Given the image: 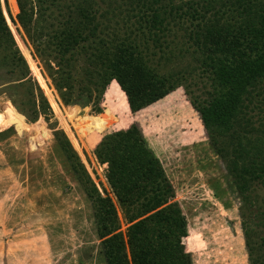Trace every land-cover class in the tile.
I'll list each match as a JSON object with an SVG mask.
<instances>
[{"label":"rangeland","instance_id":"1","mask_svg":"<svg viewBox=\"0 0 264 264\" xmlns=\"http://www.w3.org/2000/svg\"><path fill=\"white\" fill-rule=\"evenodd\" d=\"M162 1V12L173 11L167 19L175 38L156 44L137 32L133 15L140 10L126 0H26L31 38L17 0H0L15 45L0 49V264H106L92 205L73 167L80 163L99 195L111 199L118 233L126 236L130 224L96 149L132 125L173 189L192 264H264V81L245 96L234 122L238 133L209 134L192 100H212L214 89L195 48L185 50L191 37L180 24L184 14L176 13L193 0ZM86 16H96L98 28L84 43L74 31ZM62 35L69 46L64 55L51 39ZM138 61L152 79L181 73L183 86L138 113L129 106L122 112L120 100L102 98L106 69ZM85 117H109L112 124L101 135L85 134L78 127ZM93 138L100 140L96 146ZM61 145L70 146L78 163H69Z\"/></svg>","mask_w":264,"mask_h":264},{"label":"trees","instance_id":"2","mask_svg":"<svg viewBox=\"0 0 264 264\" xmlns=\"http://www.w3.org/2000/svg\"><path fill=\"white\" fill-rule=\"evenodd\" d=\"M126 1L140 10L133 18L139 25L137 32L140 31L142 36L154 39L156 44L161 39L175 38L172 36L173 25L168 22L171 17L167 19L173 11L162 12V0ZM17 3L22 17L21 27L31 38L32 14L27 11L26 0H17ZM186 7V11L179 8L176 13L184 14L180 24L186 26L192 47L180 46L179 50L190 52L195 48L193 52L201 58L203 74L211 78L214 89L212 100L194 98L192 106L209 134L225 136L231 133L233 136L239 132L234 130V122L245 108V96L264 81V0H193ZM80 12L84 15L87 10L83 8ZM101 17H104L102 13ZM94 19L96 16L84 17L74 31L75 38L87 43L95 36L98 27L93 23ZM61 38L53 36L51 39L58 42L55 47L64 55L69 52L68 39L66 35ZM4 46L10 49L15 45L0 3V49ZM171 52L178 59L184 58V53H177L173 48ZM123 55L128 56L126 52ZM141 64L142 61L131 66L127 64L116 71L109 66L102 98L120 100L122 112L129 106L132 113H138L183 86L181 73L152 79ZM106 113L110 117L111 113ZM109 117H85L78 127L85 134L101 135L112 124ZM99 141L92 139L95 146ZM61 147L69 163L74 160L78 163L70 146ZM96 156L102 164H109V184L130 224L126 236L118 233L120 223L113 202L102 198L84 167L80 163L77 167L74 163L73 171L92 205L106 264H192L183 245V240L188 237L186 220L180 208L171 204L173 189L139 128L132 125L104 138L96 149ZM241 191L245 194V189ZM0 196L5 197V194ZM193 241L195 244L197 237Z\"/></svg>","mask_w":264,"mask_h":264},{"label":"water","instance_id":"3","mask_svg":"<svg viewBox=\"0 0 264 264\" xmlns=\"http://www.w3.org/2000/svg\"><path fill=\"white\" fill-rule=\"evenodd\" d=\"M18 116H19L20 119H22V120H24V121L26 120V118H25L24 116L19 115V114H18ZM14 128L16 129V131H17L18 133H21V132H22V128H21V126H20L19 123H16V124L14 125Z\"/></svg>","mask_w":264,"mask_h":264}]
</instances>
